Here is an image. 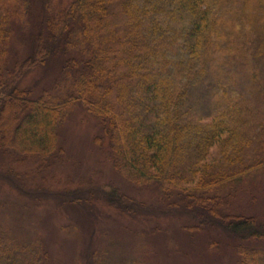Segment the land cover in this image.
<instances>
[{"label": "trees", "instance_id": "trees-1", "mask_svg": "<svg viewBox=\"0 0 264 264\" xmlns=\"http://www.w3.org/2000/svg\"><path fill=\"white\" fill-rule=\"evenodd\" d=\"M27 1L0 0V183L44 197L25 178L59 162V129L79 107L134 188L156 186L189 230L225 235L236 264H264V215L234 202L264 175V0H38L28 55L11 66ZM53 58L64 89L21 87ZM75 195L63 196L86 208L90 194ZM40 253L0 234V264H43Z\"/></svg>", "mask_w": 264, "mask_h": 264}, {"label": "rangeland", "instance_id": "rangeland-1", "mask_svg": "<svg viewBox=\"0 0 264 264\" xmlns=\"http://www.w3.org/2000/svg\"><path fill=\"white\" fill-rule=\"evenodd\" d=\"M39 10L38 0L25 4L24 17L14 26L11 66L28 55L32 19ZM60 62L53 58L29 73L21 87L31 89L35 96L43 91L60 92L65 88ZM95 127L85 111L73 109L59 129V162L44 177L29 171L25 178L27 183H40L47 192L44 197L28 196L0 183L1 235L39 248L43 264H89L90 256L101 264H236L225 235L189 230L191 221L169 209L170 201L163 199L156 186L134 188L114 171L106 148L93 141ZM3 134L0 127V137ZM8 144L19 146V141ZM66 192H74L76 198L90 194L86 208L70 205L77 200L65 198ZM112 192L125 196L126 202L110 200L107 195ZM132 200L142 211L128 213L135 206ZM234 202L245 215H264V175L244 182Z\"/></svg>", "mask_w": 264, "mask_h": 264}]
</instances>
